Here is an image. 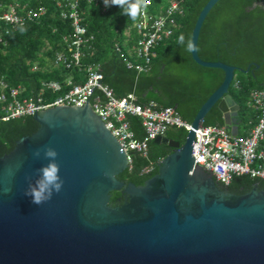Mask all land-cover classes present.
Wrapping results in <instances>:
<instances>
[{
	"label": "water",
	"instance_id": "water-1",
	"mask_svg": "<svg viewBox=\"0 0 264 264\" xmlns=\"http://www.w3.org/2000/svg\"><path fill=\"white\" fill-rule=\"evenodd\" d=\"M218 0H207L190 34ZM191 60L222 72L219 86L199 106L183 143L155 138L171 152L156 173L138 183L116 177L124 153L87 107L35 113L37 129L0 153V264H264V192L228 193L193 165V132L213 105L226 134L235 135L237 106L227 95L233 67ZM57 152L63 186L39 206L24 195ZM40 150V157L33 152Z\"/></svg>",
	"mask_w": 264,
	"mask_h": 264
},
{
	"label": "trees",
	"instance_id": "trees-1",
	"mask_svg": "<svg viewBox=\"0 0 264 264\" xmlns=\"http://www.w3.org/2000/svg\"><path fill=\"white\" fill-rule=\"evenodd\" d=\"M56 1L63 0H0V14L8 4L17 2L27 7H42L45 14L36 22L11 29L0 43V79L9 86H20L22 97H34L41 91L44 104L51 103L60 93L51 94L40 88V83H63L68 77L80 83L83 77L76 69L53 67L54 53L61 51L60 38L69 32V22L59 17ZM178 2L180 15L173 17L171 35L150 50L146 71L135 72L125 67L126 62L140 63L131 52L138 38L132 28L135 20L122 14L118 6L102 8L103 0H79L86 33L92 36V51L83 63L98 65L102 83L113 97L131 94L135 103L152 102L156 107H173L178 117L189 124L205 99L219 86L222 72L197 66L186 50L195 19L207 0H148L146 12L157 15L170 2ZM180 35L185 45L178 43ZM196 55L203 62H219L233 67V77L227 95L237 106L236 136H245L255 124L258 114L249 106L253 90H264V0H218L204 17L196 40ZM36 70L31 71L32 65ZM134 138L140 140L143 131L135 117H127ZM203 126H223L220 112L213 105L201 121ZM30 116L0 122V153H5L14 142L29 136L37 129ZM186 131L170 128L166 137L183 143ZM171 149L152 141L147 143L146 156L131 154L129 169L117 175L125 183H138L156 173V164ZM151 165V170L141 171ZM251 185L264 192V180L248 176L232 177L226 187L219 189L239 195Z\"/></svg>",
	"mask_w": 264,
	"mask_h": 264
},
{
	"label": "built area",
	"instance_id": "built-area-1",
	"mask_svg": "<svg viewBox=\"0 0 264 264\" xmlns=\"http://www.w3.org/2000/svg\"><path fill=\"white\" fill-rule=\"evenodd\" d=\"M102 8H105L102 3ZM59 17L69 22V32L60 38L61 51L54 53L51 60L53 67L76 69L83 77L82 82L75 83L68 77L63 83L54 81L40 83V88L51 94L60 93V97L44 104L39 91L34 97H22L20 86L12 87L0 79V122L18 119L43 112L52 107L87 106L103 123L105 129L114 137L122 149L127 169L130 167L131 154L146 156L147 143L165 135L170 128L189 129L173 107H156L152 102L145 105L135 103L131 94L115 98L111 90L102 83L98 65L83 63L92 51V36L86 33L79 0L56 1ZM148 0L142 12L135 19L132 28L138 35L131 52L140 63L126 62L125 67L135 72L146 71L151 48L172 33L173 17L180 15L178 2H170L157 15L146 12ZM45 14L42 7H27L17 2L8 4L0 14V43L2 36L11 29L27 23L36 22ZM33 64L31 71L36 70ZM249 106L258 114L255 124L245 136L228 135L223 126H203L201 122L193 132L191 156L193 165L208 173L219 187H226L232 177L248 176L250 179L264 180V90H253L249 95ZM127 117L139 120L143 137L134 138L126 121ZM151 170V165L143 169V174Z\"/></svg>",
	"mask_w": 264,
	"mask_h": 264
},
{
	"label": "clouds",
	"instance_id": "clouds-1",
	"mask_svg": "<svg viewBox=\"0 0 264 264\" xmlns=\"http://www.w3.org/2000/svg\"><path fill=\"white\" fill-rule=\"evenodd\" d=\"M103 4L106 8L118 6L122 14L135 20L142 12L145 0H103ZM178 43L185 45L186 42L183 35L179 36ZM186 50L190 53L198 51L190 40L186 43ZM40 154V150L33 152V156L36 158H39ZM57 155V152L51 147L43 149V156L49 162L36 170L38 178L34 183L28 184V188L24 193V195L31 197V203L34 205L39 206L49 201L54 193H59L62 189L64 182L59 175L60 165L57 162Z\"/></svg>",
	"mask_w": 264,
	"mask_h": 264
},
{
	"label": "crops",
	"instance_id": "crops-1",
	"mask_svg": "<svg viewBox=\"0 0 264 264\" xmlns=\"http://www.w3.org/2000/svg\"><path fill=\"white\" fill-rule=\"evenodd\" d=\"M235 132H237V130Z\"/></svg>",
	"mask_w": 264,
	"mask_h": 264
}]
</instances>
